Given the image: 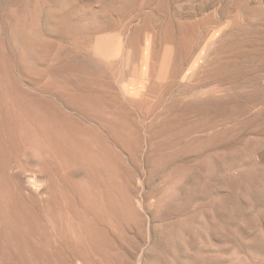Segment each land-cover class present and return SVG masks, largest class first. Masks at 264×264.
Returning <instances> with one entry per match:
<instances>
[{"label": "rangeland", "instance_id": "1", "mask_svg": "<svg viewBox=\"0 0 264 264\" xmlns=\"http://www.w3.org/2000/svg\"><path fill=\"white\" fill-rule=\"evenodd\" d=\"M17 101L96 132L140 219H99L109 241L87 248L59 238L68 215L44 214L29 264H142L156 204L216 208L218 225L264 234V0H0V135L8 142L4 120L15 123L12 171L42 174L39 160L58 161ZM55 174L83 184L78 170ZM224 250L223 264H264Z\"/></svg>", "mask_w": 264, "mask_h": 264}, {"label": "bare ground", "instance_id": "2", "mask_svg": "<svg viewBox=\"0 0 264 264\" xmlns=\"http://www.w3.org/2000/svg\"><path fill=\"white\" fill-rule=\"evenodd\" d=\"M16 106L40 128H37V132L43 144L42 155L46 160L55 158L58 163L49 161L47 164L39 160L44 173H34L30 177L23 172L12 171V156L19 155L21 148L15 139V123L4 120L8 142L0 135V263L7 264L11 260L15 264L30 263L37 255L34 245L41 234L44 214L50 220H55L57 213L68 215L71 222L66 226H58L56 230L59 238L65 242L71 236L87 248L98 247L95 245H104L109 241L101 228L104 225L98 226L99 219H106L118 229H123L129 218L140 221L139 212L127 197L123 186H119L116 191V159L96 132L81 129L77 124H65L62 117L50 114L45 108L40 116L30 114L29 110L35 106L28 102L17 101ZM69 168L82 172V185L69 178V182L66 180L64 184L58 182L55 173L61 174ZM101 171L105 174L102 178L99 176ZM31 184L37 188L33 189ZM194 190L191 185L186 187L184 198L192 195ZM182 207L152 206L151 220L156 224L142 264H223L226 259L221 256V252L229 247L239 250L244 248V251L248 249L264 257V234H259L254 225L246 222L244 225L221 226L216 223L220 213L216 208L200 216L201 213L192 211L182 213ZM232 216L234 218L233 213ZM206 220L211 222L206 223Z\"/></svg>", "mask_w": 264, "mask_h": 264}]
</instances>
